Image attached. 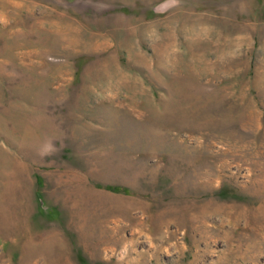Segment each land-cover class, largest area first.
I'll use <instances>...</instances> for the list:
<instances>
[{
	"label": "rangeland",
	"instance_id": "1",
	"mask_svg": "<svg viewBox=\"0 0 264 264\" xmlns=\"http://www.w3.org/2000/svg\"><path fill=\"white\" fill-rule=\"evenodd\" d=\"M0 264H264V0H0Z\"/></svg>",
	"mask_w": 264,
	"mask_h": 264
},
{
	"label": "bare ground",
	"instance_id": "2",
	"mask_svg": "<svg viewBox=\"0 0 264 264\" xmlns=\"http://www.w3.org/2000/svg\"><path fill=\"white\" fill-rule=\"evenodd\" d=\"M62 30V29H61ZM79 38V37H78ZM75 40V39H74ZM68 41V40H67ZM78 45V44H77Z\"/></svg>",
	"mask_w": 264,
	"mask_h": 264
}]
</instances>
